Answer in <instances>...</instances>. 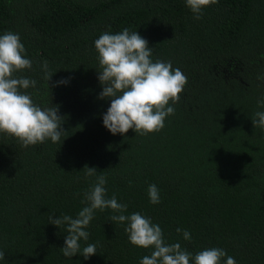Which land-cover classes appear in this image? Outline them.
Returning a JSON list of instances; mask_svg holds the SVG:
<instances>
[{
	"label": "trees",
	"instance_id": "16d2710c",
	"mask_svg": "<svg viewBox=\"0 0 264 264\" xmlns=\"http://www.w3.org/2000/svg\"><path fill=\"white\" fill-rule=\"evenodd\" d=\"M125 28L148 42L154 62L170 61L187 77L158 132L112 135L103 127L111 101L98 99L94 42ZM5 32L20 36L32 61L14 75L37 81L24 91L41 108L59 106L66 134L22 147L0 133V264H140L151 254L105 209L80 241L81 249L96 244V254L63 256L66 226L49 216L76 218L86 206L96 178L85 177V165L106 177L107 198L158 224L167 244L193 256L223 249L221 264L227 256L264 264V130L252 124L264 112V0H218L200 19L185 0H0ZM152 184L158 204L148 197Z\"/></svg>",
	"mask_w": 264,
	"mask_h": 264
},
{
	"label": "clouds",
	"instance_id": "9594fccd",
	"mask_svg": "<svg viewBox=\"0 0 264 264\" xmlns=\"http://www.w3.org/2000/svg\"><path fill=\"white\" fill-rule=\"evenodd\" d=\"M218 0H185L194 14L200 19L202 10L217 3ZM97 60L101 71L98 80L102 91L98 99L111 101L107 112L103 115V127L112 135L125 134L132 129L141 135L158 132L164 127L165 118L174 114L175 104L180 99V93L187 83V77L179 69H173L172 63L152 60L153 48L137 31L128 28L112 34L105 32L94 42ZM32 61L25 57V48L20 36L12 32L0 35V133L17 139L22 147L43 143L50 139L57 143L66 134L62 128L63 118L58 115L59 106L41 108L33 103L31 95L26 91L35 88L37 81L15 76L14 73L31 69ZM45 79L48 81L52 75L48 71V63L42 65ZM66 80L58 84H65ZM264 103V101H261ZM258 118L252 121L253 126L264 130V112H257ZM85 177H95V182L85 191L86 206L73 218L63 215L53 219L49 216V223L60 228L66 226L67 233L64 247L61 250L66 258L77 254L87 260L96 254L97 245L87 244L81 249L80 241H87L90 221L94 218L96 210L110 209L116 213L110 217L112 221L126 224L125 233L129 242L137 247L152 248L150 255L144 256L140 264H221L226 252L220 248L204 249L194 256L180 243L167 244L163 238L162 229L153 224L151 219L136 212L125 215L127 205L119 203L116 196L106 197V177L97 175V170L87 165ZM152 204L160 202L159 189L155 184L147 189ZM177 233L189 240L191 234L187 230L177 228ZM5 254L0 251V260ZM224 264H236L233 257L227 256Z\"/></svg>",
	"mask_w": 264,
	"mask_h": 264
}]
</instances>
